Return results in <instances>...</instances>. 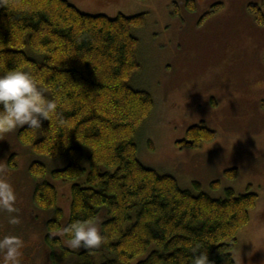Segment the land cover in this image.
<instances>
[{"label":"trees","instance_id":"1","mask_svg":"<svg viewBox=\"0 0 264 264\" xmlns=\"http://www.w3.org/2000/svg\"><path fill=\"white\" fill-rule=\"evenodd\" d=\"M188 8L196 9L194 0ZM250 9L264 25L263 10L258 5ZM145 23L144 13L91 15L68 0H0V74L15 68L30 71L46 98H58L57 112L65 121L60 126L53 117L34 130L26 125L18 139L36 154L68 158L65 167L51 172L54 179L85 177L72 185L67 225L96 222L106 210L101 234L108 242L80 252L73 264H192L197 248L207 252L211 264H236L238 234L250 222L258 195L250 190L237 194L232 188L223 198L194 193L138 157L135 134L154 107L148 91L131 85L140 68L133 29ZM215 138L205 124L194 125L181 143L198 148ZM14 160L15 155L11 166ZM29 172L35 180L43 179L34 189V206L53 211L49 232L61 230L64 211L57 187L45 179L47 166L34 161ZM226 174L234 178L238 169ZM46 241L54 264L74 253L60 236L48 234ZM99 250L111 256L104 254L99 263Z\"/></svg>","mask_w":264,"mask_h":264},{"label":"rangeland","instance_id":"2","mask_svg":"<svg viewBox=\"0 0 264 264\" xmlns=\"http://www.w3.org/2000/svg\"><path fill=\"white\" fill-rule=\"evenodd\" d=\"M68 1L91 15L146 14L145 25L133 29L139 39L140 68L131 85L148 91L154 107L135 134L138 157L194 193L215 198L225 197L227 188L237 194L256 193L257 205L238 234L234 258L236 264H264V25L250 9L258 5L264 13V0H194L195 10L188 8L189 0ZM215 4H222L221 9L213 11ZM201 122L216 132V138L198 148L182 144L188 129ZM23 127L0 135V169H6L5 178L17 195L16 212L0 210V238L13 235L23 241L20 264H54L46 236L62 237L67 247L68 240L58 233L70 218L72 185L85 177L54 179L51 172L65 167L68 158L34 153L18 139ZM13 155L15 166L10 164ZM34 161L45 163V179L58 189L64 216L57 232L47 228L53 211L33 204L36 184L43 180H35L29 172ZM235 168L236 177L226 174ZM215 183L219 185L214 187ZM105 211L95 222L100 231L108 217ZM13 216L18 223H9ZM71 250L74 253L59 264H73L85 249ZM104 254L96 252L95 260L100 263L111 256Z\"/></svg>","mask_w":264,"mask_h":264},{"label":"clouds","instance_id":"3","mask_svg":"<svg viewBox=\"0 0 264 264\" xmlns=\"http://www.w3.org/2000/svg\"><path fill=\"white\" fill-rule=\"evenodd\" d=\"M57 99L46 98L44 90L37 86L30 71L15 68L0 74V135L24 125L31 130L41 129V121H51L53 117L60 126H65V121L57 112ZM5 177L6 169H0V210L14 213L17 211L15 207L17 195ZM9 223L16 224L18 219L13 216ZM58 235H67L69 240L66 246L77 250L99 248L101 244L108 242L96 223L91 220L73 222ZM23 247V241L16 236L5 235L0 238V252H3L0 264H20ZM199 250V248L193 250L192 264H211L207 252Z\"/></svg>","mask_w":264,"mask_h":264},{"label":"flooded vegetation","instance_id":"4","mask_svg":"<svg viewBox=\"0 0 264 264\" xmlns=\"http://www.w3.org/2000/svg\"><path fill=\"white\" fill-rule=\"evenodd\" d=\"M205 18H206V17H205ZM205 18H204V19H205ZM203 123H204V122H201L200 124H197V125H199V126H200V125L203 126V125L205 124V123H204V124H203ZM205 125H206V124H205ZM206 126H207V125H206ZM207 127H208V126H207Z\"/></svg>","mask_w":264,"mask_h":264}]
</instances>
